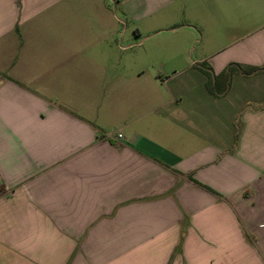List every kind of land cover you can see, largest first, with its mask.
I'll list each match as a JSON object with an SVG mask.
<instances>
[{
  "label": "crops",
  "instance_id": "0c3cea01",
  "mask_svg": "<svg viewBox=\"0 0 264 264\" xmlns=\"http://www.w3.org/2000/svg\"><path fill=\"white\" fill-rule=\"evenodd\" d=\"M0 264H264V0H0Z\"/></svg>",
  "mask_w": 264,
  "mask_h": 264
},
{
  "label": "trees",
  "instance_id": "16d2710c",
  "mask_svg": "<svg viewBox=\"0 0 264 264\" xmlns=\"http://www.w3.org/2000/svg\"><path fill=\"white\" fill-rule=\"evenodd\" d=\"M237 66L235 67V65H230V67L228 68V70L225 72V74H224L225 75V80H224L223 90H225L226 87H227V85H228L227 83H228V79H229V74H231L233 72V70H235L234 68H237ZM254 71H255V69H250L248 71H245L244 74H250V73H253ZM196 184L199 185V186H201L198 183H196ZM203 188H205L209 192H212L210 189H208L206 187H203Z\"/></svg>",
  "mask_w": 264,
  "mask_h": 264
},
{
  "label": "rangeland",
  "instance_id": "374dc122",
  "mask_svg": "<svg viewBox=\"0 0 264 264\" xmlns=\"http://www.w3.org/2000/svg\"><path fill=\"white\" fill-rule=\"evenodd\" d=\"M138 41H140V40H138ZM122 44L123 45H125L126 44V39H124V41L122 42ZM148 46V43H146L145 45H144V47L143 48H140V49H136L135 51H141V49L143 50V49H146V47ZM207 84H208V86L210 87V85H211V81L208 79V81H207ZM233 96V92H232V95H231V97ZM247 96H249V95H247Z\"/></svg>",
  "mask_w": 264,
  "mask_h": 264
},
{
  "label": "built area",
  "instance_id": "2783aa9c",
  "mask_svg": "<svg viewBox=\"0 0 264 264\" xmlns=\"http://www.w3.org/2000/svg\"><path fill=\"white\" fill-rule=\"evenodd\" d=\"M118 137H121L120 135H118Z\"/></svg>",
  "mask_w": 264,
  "mask_h": 264
}]
</instances>
